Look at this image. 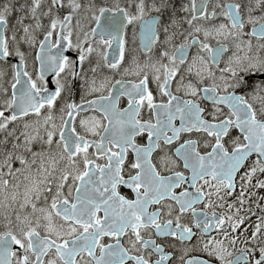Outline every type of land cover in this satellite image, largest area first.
Here are the masks:
<instances>
[{"label":"snow or ice","instance_id":"snow-or-ice-1","mask_svg":"<svg viewBox=\"0 0 264 264\" xmlns=\"http://www.w3.org/2000/svg\"><path fill=\"white\" fill-rule=\"evenodd\" d=\"M0 264H264V0H0Z\"/></svg>","mask_w":264,"mask_h":264}]
</instances>
